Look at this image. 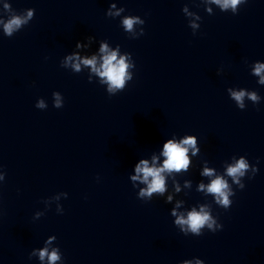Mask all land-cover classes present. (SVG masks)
Masks as SVG:
<instances>
[{
  "label": "clouds",
  "instance_id": "obj_1",
  "mask_svg": "<svg viewBox=\"0 0 264 264\" xmlns=\"http://www.w3.org/2000/svg\"><path fill=\"white\" fill-rule=\"evenodd\" d=\"M211 3H215L221 7L222 10L232 9L233 14L238 13V5L242 2L247 3V0H210ZM5 9H9V5H4ZM113 7H115L113 5ZM124 11L123 8L117 10L116 12H109V16H118L120 12ZM187 12V8L184 9ZM210 11V9H209ZM35 10H27V15L11 14L7 20L0 18V25L3 28V34L7 37H12L16 32L20 31L24 26H26L34 17ZM199 18V17H197ZM145 21L141 20L138 16H125L122 19V25L124 29L128 32L133 31L135 24H144ZM196 27V25H192ZM144 34V29H141V35ZM80 45L77 44V47ZM101 53H104L102 57V63L97 66L96 56L89 58L81 59L79 55L73 54L67 56L63 62L64 67L71 66L76 72H79L81 69V63L85 66H90L92 72L96 73L102 78V81H106L108 84V92L115 93L117 90H124L126 85V80H131L132 76L129 74L128 69L130 66L126 62L125 56H120L118 58L117 51H109L107 44H102L100 47ZM131 54H129L130 56ZM76 61V62H73ZM254 74L259 76V84L264 85V63H256L254 67ZM231 99H233L237 106L240 109H244V99L247 97L253 102V104H259L261 97L256 91L248 92L246 90L234 91L229 89ZM55 96V107L61 108L60 96L59 93H54ZM37 108H44L45 104L43 100H40L37 105ZM197 139L195 136H188L183 140L176 142L174 140H168L164 144L162 155L165 157V160L162 166L157 167L155 165L156 157H153L152 166L149 165L148 160H141L135 166V175L131 176L133 182L140 181L145 184L146 188H141L138 192V198L145 200V198L150 199L154 193L163 195L166 190V181L164 173L169 174L173 172H180L181 170L187 171L189 167V149L193 150V155L196 154L198 149L196 148ZM249 163L246 159L241 157L235 162V164L230 165L227 168V176L231 177L233 182L239 185L241 189L245 187L241 183L240 178L245 176V173L249 171ZM257 168H252L253 176L257 173ZM205 176H213V170L210 168H205L202 173ZM251 178V177H249ZM2 179V177H0ZM135 187V184L133 185ZM208 194H212L215 197V202L222 206L225 210L230 208L233 201L229 199L234 193L231 191L228 181L223 176H215L214 179L208 185L201 183L199 185V190L204 191ZM177 190L178 186H177ZM171 196L168 197V201H171ZM179 205H177L178 207ZM39 215V214H37ZM172 215L176 217L175 225L179 226L181 231L185 235L190 231L195 236L202 235V229L207 227L211 232H216L223 228V225L218 224L216 219H214L206 206H201L200 210L197 211L193 208L190 212L187 213V216L180 214L178 215L176 210H172ZM51 241H48L50 243ZM34 251L31 255H36ZM39 259L43 261L46 257L49 264H56L60 260V255L58 249H53L49 252L48 248L45 247L38 251ZM183 264H191V261L185 260ZM197 264H201L200 261H197Z\"/></svg>",
  "mask_w": 264,
  "mask_h": 264
}]
</instances>
